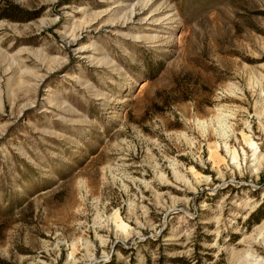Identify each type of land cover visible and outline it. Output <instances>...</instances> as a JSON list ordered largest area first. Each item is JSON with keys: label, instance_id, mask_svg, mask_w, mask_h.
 I'll list each match as a JSON object with an SVG mask.
<instances>
[{"label": "rangeland", "instance_id": "374dc122", "mask_svg": "<svg viewBox=\"0 0 264 264\" xmlns=\"http://www.w3.org/2000/svg\"><path fill=\"white\" fill-rule=\"evenodd\" d=\"M9 2L0 264H264V0Z\"/></svg>", "mask_w": 264, "mask_h": 264}, {"label": "trees", "instance_id": "16d2710c", "mask_svg": "<svg viewBox=\"0 0 264 264\" xmlns=\"http://www.w3.org/2000/svg\"><path fill=\"white\" fill-rule=\"evenodd\" d=\"M9 3L10 4L6 5L2 9L3 12L0 15L11 17L10 12H8V11H10V10L11 11H14V10L21 11V10H23V8L21 6H19V4L11 3V2H9ZM34 16H36V14L32 13V14H29L27 17L31 18V17H34ZM262 206H263V203L261 202L252 212L249 213V215L247 216V220L248 221L252 220L254 216H258L259 217V214L261 212ZM256 219H257V217H256ZM172 260H175V259L173 258ZM198 261H199V259L196 257L195 261L192 264H197ZM97 264H117V263H116L114 257L111 256L108 260L100 261Z\"/></svg>", "mask_w": 264, "mask_h": 264}, {"label": "bare ground", "instance_id": "6f19581e", "mask_svg": "<svg viewBox=\"0 0 264 264\" xmlns=\"http://www.w3.org/2000/svg\"><path fill=\"white\" fill-rule=\"evenodd\" d=\"M263 113H264V111H263ZM261 125H262V130H263V133H262L261 136H264V122ZM255 138L256 139H261L262 137L260 138V135H259V136H255ZM255 138H251V136H250L248 138V140H249L248 143H249L250 147L253 148V151H254V154L253 155L255 156L254 160L258 162L257 164H259L261 162V159H262L261 156H260L261 155V149L259 148V146L257 145V143L254 141ZM227 147H229V146H227ZM228 151H229V153H232V155H233V157H232L233 158V161H235L237 159V156H238L237 151L236 150H232L231 151L230 149H228Z\"/></svg>", "mask_w": 264, "mask_h": 264}]
</instances>
